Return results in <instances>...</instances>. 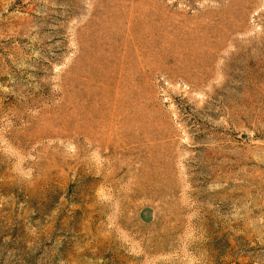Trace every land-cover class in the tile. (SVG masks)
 Returning <instances> with one entry per match:
<instances>
[{"label":"rangeland","instance_id":"rangeland-1","mask_svg":"<svg viewBox=\"0 0 264 264\" xmlns=\"http://www.w3.org/2000/svg\"><path fill=\"white\" fill-rule=\"evenodd\" d=\"M0 264H264V0H0Z\"/></svg>","mask_w":264,"mask_h":264}]
</instances>
